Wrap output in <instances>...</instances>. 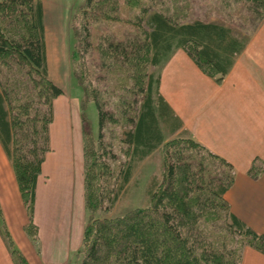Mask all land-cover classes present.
<instances>
[{
	"label": "trees",
	"instance_id": "1",
	"mask_svg": "<svg viewBox=\"0 0 264 264\" xmlns=\"http://www.w3.org/2000/svg\"><path fill=\"white\" fill-rule=\"evenodd\" d=\"M224 1L228 6L232 2H241L254 17L249 34L239 36L230 26L214 21L177 22L160 9L150 11L142 6L141 0H83L80 6L81 32L77 40L82 42L84 49L89 45L90 22L116 21L121 3L138 6L134 37L126 31L116 34L109 28L99 34L97 48L101 53L98 66L102 67L101 57L104 55V67L109 69L112 65L116 71L117 90L124 91L122 89L128 87V90L140 94L141 101L136 103L135 114L127 115L128 129L123 131L122 138L131 150V159L147 156L160 144L165 145V149L161 179L150 188L147 206L132 208L116 217L89 216L90 212L101 207L104 198L111 204L115 202L118 191L130 177L131 165L128 161L119 168L121 183L111 189L112 195L107 197L108 189L103 184L108 176L104 175L112 170L101 155L105 153L103 150L107 151L103 141L106 124L116 121L112 110L105 105L111 91L103 74H100L103 85L96 88L87 77L86 64L75 69L82 84L83 100L93 101L98 112L96 135L91 134L81 115L83 197L87 219L77 252L82 254L80 264H239L246 245L264 253V234L256 233L235 217L223 196L233 182L231 165L191 137L163 142L161 123L175 125L177 120L159 94V74L145 71L147 63L161 66L173 49L180 47L204 73L220 82L264 18V0ZM42 17L41 0H0V63L7 67L12 63L26 67L24 73L32 83L31 90L36 89L46 108V117H41L44 121L40 125L41 145L35 139L27 152L23 151L26 147L20 145L18 136L26 139L22 128L26 120L34 123L35 128L36 119L31 121L26 116L21 119L13 113L10 91L0 79V139L11 159L27 211L24 231L33 241L38 231L33 221L35 184L44 155L50 149L48 125L52 118V100L62 93L48 76ZM12 28L18 31H12ZM126 80L131 81V88ZM135 102L134 99L132 105ZM19 108L24 110L19 109V113L28 115L26 105ZM34 132L37 131L34 129ZM263 169L264 160L254 159L249 174L255 178ZM205 226L210 229L206 230ZM221 227L225 232L237 233L243 238L234 250L218 233ZM2 233L15 264H28L14 247L8 232L3 230Z\"/></svg>",
	"mask_w": 264,
	"mask_h": 264
},
{
	"label": "crops",
	"instance_id": "2",
	"mask_svg": "<svg viewBox=\"0 0 264 264\" xmlns=\"http://www.w3.org/2000/svg\"><path fill=\"white\" fill-rule=\"evenodd\" d=\"M41 3L45 14L48 5ZM43 31L48 76L62 93L52 100L50 149L35 184L37 238L24 231L27 211L0 139V264H15L3 230L28 264H77L87 219L81 93L67 87L63 37L44 24ZM158 90L177 120L170 122V131H184L231 165L233 182L223 194L229 209L246 227L264 234V169L255 178L249 174L254 159L264 160V18L220 82L177 47L160 66ZM239 264H264V253L246 245Z\"/></svg>",
	"mask_w": 264,
	"mask_h": 264
},
{
	"label": "rangeland",
	"instance_id": "3",
	"mask_svg": "<svg viewBox=\"0 0 264 264\" xmlns=\"http://www.w3.org/2000/svg\"><path fill=\"white\" fill-rule=\"evenodd\" d=\"M47 6V11L43 14L42 22L44 25L52 29L53 33H57L63 37L65 55L68 60L69 77L67 78V87L71 86L72 92L81 93L80 106L85 122L91 132L96 135L98 127V112L96 105L93 101L84 98L82 84L78 81L75 75V69L81 68L86 64L87 77L91 79V84L94 87L103 85L101 83L100 74L104 75L105 84L109 83L108 89H110V98L105 105L112 110L113 117L116 121L106 124L104 130L103 141L107 145V151L101 155V158L108 164L112 172L104 175L108 192L107 197L112 195L111 189H114L116 185L121 183L122 174L119 168L126 162L130 161L131 172L127 182L123 184V187L118 191L117 198L114 203H110L107 198H104L101 207L93 212L89 213L92 218L107 216L116 217L124 214L126 211L136 208L145 207L149 203L150 188L160 181L163 169V150L165 145H158L150 154L139 159H131L129 146L122 141L123 131L128 129L127 115L131 113L134 115L136 110V103L141 101L140 94L132 92L126 88L124 91H118L119 85L116 84L115 77L116 71L112 65L109 69L98 66L100 61V51L97 48L99 42V34L106 28H109L116 34L124 33L131 34L134 37V29L137 27L135 17L139 14L138 6H127L123 3L119 5L118 16L116 21H93L88 25L89 27V45L86 49L82 46V42L77 40V36L81 32V13L80 6L83 0H41ZM142 6H145L151 10L160 9L170 15L172 20L177 22L191 21L194 19H201L204 21H214L230 26L235 34L243 36L249 34V30L252 29V21L254 17L247 12L241 2H232L230 6L226 5L224 0H141ZM261 22V21H260ZM259 22V23H260ZM18 31L12 28V31ZM19 32L22 29L19 28ZM44 32V31H43ZM251 33V32H250ZM253 33V32H252ZM252 33L250 35H252ZM45 42V38H44ZM174 50V49H173ZM1 58V57H0ZM99 59V60H98ZM10 61L9 59H6ZM3 62V60H2ZM97 65V66H96ZM47 66V64H46ZM145 71L152 72L154 75L159 74V66H152L150 64L145 65ZM85 68V67H84ZM0 79L9 90V101L12 107L13 113L17 114L21 119L33 121L37 126L34 128V123L27 122L23 126V131L27 135L26 139H20V145L23 151L27 152L33 141L37 139L41 145L40 137V125L44 123L42 116L46 117L45 105L42 104V98H39L35 90H31L32 83L25 75L24 71L26 67H20L17 64H11V67H7L0 63ZM48 71V70H47ZM85 73V72H84ZM50 78V77H49ZM1 82V84H2ZM130 80H126L125 83L131 88ZM17 86V87H16ZM61 88V87H60ZM79 88V89H78ZM112 91L115 93L112 94ZM106 98V97H105ZM135 99V104L132 101ZM122 101H126L121 103ZM120 102V103H119ZM27 106V114L23 115L18 110H23L19 106ZM18 107V108H17ZM19 110V111H20ZM24 111V110H23ZM166 122L161 123V129L163 134V142L173 139H187L189 136L184 131L173 133L170 131ZM34 129L37 131L36 134ZM32 135V136H29ZM37 137V138H36ZM31 140L32 142L28 141ZM11 146V145H10ZM101 151V149L99 150ZM195 153V152H192ZM211 161V160H210ZM209 161V163H210ZM211 164V163H210ZM213 165V164H212ZM222 218L220 220V223ZM221 225V224H219ZM206 230H209V226H205ZM219 232L225 239L226 245L232 247V250L242 242L243 238L237 233H227L221 227L218 228ZM216 233L213 230H210ZM82 254H76L77 264H80Z\"/></svg>",
	"mask_w": 264,
	"mask_h": 264
}]
</instances>
